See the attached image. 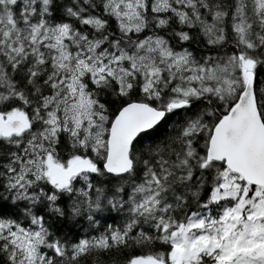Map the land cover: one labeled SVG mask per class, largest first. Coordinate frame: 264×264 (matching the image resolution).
<instances>
[{"label": "snow or ice", "instance_id": "6c2138e0", "mask_svg": "<svg viewBox=\"0 0 264 264\" xmlns=\"http://www.w3.org/2000/svg\"><path fill=\"white\" fill-rule=\"evenodd\" d=\"M0 264H264V0H0Z\"/></svg>", "mask_w": 264, "mask_h": 264}, {"label": "trees", "instance_id": "16d2710c", "mask_svg": "<svg viewBox=\"0 0 264 264\" xmlns=\"http://www.w3.org/2000/svg\"><path fill=\"white\" fill-rule=\"evenodd\" d=\"M195 47V46H194ZM175 129L172 126H169L167 129H160L158 132L154 133L152 136L147 137L148 140L154 141L153 144H145L141 148L140 145H138V149L140 150H146L150 146H155V144H163L165 143L172 135H174ZM108 222L112 223H120L121 218L116 217V214L113 213L108 218ZM58 230L69 234L70 238L74 237L75 235H84L87 234L90 230L88 229L87 222L81 221L79 224H76L72 221H62L59 225L56 226ZM104 227V222L101 220V223L99 225V228Z\"/></svg>", "mask_w": 264, "mask_h": 264}]
</instances>
